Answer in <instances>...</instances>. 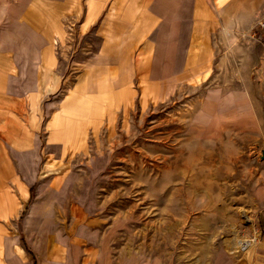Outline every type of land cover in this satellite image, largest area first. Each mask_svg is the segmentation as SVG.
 <instances>
[{
  "label": "rangeland",
  "instance_id": "rangeland-1",
  "mask_svg": "<svg viewBox=\"0 0 264 264\" xmlns=\"http://www.w3.org/2000/svg\"><path fill=\"white\" fill-rule=\"evenodd\" d=\"M72 1L48 2L33 13L32 22L22 26L23 34L31 33L34 39L30 34L25 36L27 40L22 36L31 42L23 41L29 52L34 53V48L38 52L37 60L29 58L25 75L29 78L30 74L41 86L31 99L9 101V106L2 104L8 113L0 115V121L6 125L2 124L1 134H8L12 125L16 129L27 125L30 140L37 142L38 171L29 186L30 198L12 226L0 218V243L3 237L17 233L29 264H42L29 242L34 229L45 235L47 249L58 258L52 264L68 263L62 259L64 255H57L60 238L74 239L62 231L58 221L55 196L62 179L57 173L42 178L41 172L51 157L55 158L56 166L66 161L69 154L63 148L62 129L65 127L66 131L67 118L75 114L71 110L76 105V95L85 91L90 64L100 49L106 48L108 32L104 25L108 13L101 14L92 28L84 27L78 23V15L70 11L75 8ZM150 1L129 0L128 6L134 3L139 5L138 10L139 7L145 10ZM197 5L195 21L187 28V34L178 39L181 27L175 28L176 44L182 39L184 46L182 54L173 56L172 61L166 59L164 41V51L160 52L163 68L157 74L153 70L154 42L147 34L141 35L142 28L126 27L129 22L139 26V20H145L144 12L112 14L113 26L122 27L112 29L117 39L107 38L111 42L108 53L117 57L113 54L114 45L123 31L129 36L120 35V40L126 42L125 46L134 45L127 51L128 56L133 53V61L140 62H135L133 70L121 71L116 63L109 64L116 74L132 79L135 94L128 115L124 113V105L119 104L114 116L112 109L108 110L111 103L98 94L93 106L105 107L104 100L105 113L99 124L88 128L89 147L95 134L102 133L106 140L108 131V135L114 133L111 138L116 137L104 144L108 149L106 167L96 178L90 177L98 182L92 215L102 217L98 229H108L109 264L122 259L146 264H186L191 258L193 262L200 260L202 255L209 260L223 256L233 259L226 248V241L233 236L232 226L242 236L253 235L246 213L252 217L254 228L261 232L257 245L264 243V29H256L264 16V0H227L221 8L216 0H198ZM56 15H60L59 25L65 26L67 33L62 44L53 46L52 20ZM50 48L56 54V64L49 62ZM9 49L0 51L2 79L15 76L20 68L17 64L22 62L15 58L14 47ZM178 58L182 63L179 70L175 64ZM192 61L194 71L190 68L188 71ZM194 73L204 75L197 86L191 83ZM140 84L149 93L145 105ZM210 90L219 92L224 102L222 111L224 108L226 113L233 110L228 102L239 100L238 95L240 100L243 96L250 103L248 111L239 109L246 119L241 118L238 126H225L223 135L216 139L200 137L193 124L194 113ZM152 91L156 92L155 102L150 95ZM10 157L22 182L17 156L10 152ZM72 168L81 176L85 172L81 163H74ZM86 177L88 180L89 175ZM105 200L108 203L102 211ZM29 224L33 227L31 231H27ZM100 238L97 236L89 243L94 244ZM79 255L74 264L84 261L78 259Z\"/></svg>",
  "mask_w": 264,
  "mask_h": 264
},
{
  "label": "bare ground",
  "instance_id": "bare-ground-1",
  "mask_svg": "<svg viewBox=\"0 0 264 264\" xmlns=\"http://www.w3.org/2000/svg\"><path fill=\"white\" fill-rule=\"evenodd\" d=\"M170 1L171 0H155L156 7L158 9H155L157 16L166 14H162L160 11H162V9H166L168 5L170 6ZM226 2L227 0H216V4L220 8L224 7ZM93 8V5L89 6V12L86 16V24L94 21L99 13H93ZM153 10L154 8L151 5L149 7V4L145 6L146 13H144V16H147V18H145L144 21L139 20L142 22L140 25L143 31L141 32V35L147 34L151 35L152 39L157 38L158 40H161L163 35L167 33L163 29V23H159L158 28L156 27L155 29H153L152 26L148 24L149 14L150 12L154 13ZM4 11L5 5H3V7L0 9V14L2 15ZM167 16L170 17L169 13H167L165 17ZM170 19H173V16ZM52 21L55 25L54 38L52 41V45L54 46L59 42L62 44L67 33V28H65V26L59 25L61 22L60 15H56ZM137 26L138 25H132L133 28H138ZM106 30L108 32V28ZM171 33L174 34V30H171ZM183 33L184 31L181 29L180 34ZM107 38L108 34L106 35V40L104 42L106 48L100 49V53L95 55L96 60L90 64V73L87 76V82L84 88L85 91L82 93V95L78 94L75 97L76 105L72 106L74 107L72 110L70 109L73 113L75 112V114L74 116L72 115V117L67 118L66 131L65 127L62 129L63 131L61 134L63 148L64 151L69 155L66 161L58 166L54 164L55 158H49L43 165L41 172L42 178L47 177L49 174L57 173L62 179L59 192H57L55 196V199L58 203L57 207L59 208L58 221L62 231L70 236H73L74 239L60 238L57 255L59 254L58 257L60 254L64 255L62 259L67 261L69 264H74L77 254L79 255V253L82 252V244L84 243L83 240L85 237H88L87 241L89 240L90 237L88 234H91L89 232L90 227L94 225L99 226L101 223L99 218L96 219L92 215L93 210L96 209L95 191L98 182L97 179H90V177L94 176L96 178V175L100 174V172L104 170L106 163H108V149L104 147V144L108 143V139L116 138H111L113 137L114 133L108 135V131L106 140H104L102 133L99 135L95 134L94 137H92L93 145L89 147L88 128L91 124H99L101 122L100 120L104 116L106 108L105 101L111 103L112 107H108V110L110 111L112 109L114 116V113L117 111L116 107H119V104L124 105V113L126 116L128 115L129 109L133 107V96L135 91L132 87L131 77L129 75V77L122 75V73L119 75L116 74V71L113 70L114 66L109 64L113 62L116 63V66L119 67L120 71L126 68L133 70L135 62L140 61H133V53H131L129 57L127 51L134 45H130L129 43L127 46H125V41H120L119 36L118 43L114 45L115 52H117L116 56L118 58L110 59L108 57ZM115 38V36H109V40H114ZM10 42L11 38L9 35H4L2 43L5 45V48L8 49L14 47V54L18 55V59L22 62L17 64L20 66V68L18 69L19 71L16 72L15 76H10L8 78L6 77V79H2L0 77V98H2L0 99V106H2L0 107L1 117L8 113V111H4V109H2L4 108L2 104H7V106H9L11 103H16L18 100L24 98L31 99L34 93H36L38 88L41 86L34 77L28 78L25 75L29 58L31 57L37 60V49L34 48V53H31L29 52V48L26 43L13 44ZM51 48L48 52L49 62L56 64V54ZM183 48L184 46L181 39L178 44L175 43L171 45L169 50L170 56L173 57L176 54L181 55L182 50H184ZM160 50H162L161 44L156 43V51L158 52ZM160 64V60L155 59L154 67H156V69H160ZM175 64L177 66V70L181 69L182 63H180L179 58L176 60ZM190 64L191 67L189 66ZM140 66H142V64ZM189 68L191 71H194L193 61L192 63L188 64V69ZM188 69H186V72L190 71V69ZM153 76H156V74H153ZM193 77L195 78L191 79L193 86L204 79V75L201 73H194ZM153 85L156 86L157 84ZM140 86L143 88V85L141 84L138 88H140ZM108 89L111 90L108 92ZM155 93V91L150 93L154 102L157 101ZM98 94L104 96L105 101L103 100V104L105 107L102 106V104L93 106V99L97 97ZM148 94L149 93H147V90L143 88V105H145L149 100L147 96ZM161 97L162 101H164L166 99V94ZM199 106L200 107L198 110H196L197 112L194 113L193 124H196V129L194 131L197 132L200 137H213V139L223 135L225 129L224 127L226 126V120H228L229 117L226 119L224 115H221V97L219 92H212L211 90L207 92ZM222 112H226L224 108ZM224 114L227 115L226 113ZM95 120H98V122L95 123ZM26 121L27 120L24 121V124H26ZM2 124L5 125V123L0 121V129L4 130V126ZM29 133L30 130L27 129V125L22 126L21 129H16L15 125H12V127H9L8 134L0 133V139H2V141L0 140V218H3L4 223L7 226L13 225V221L17 219L19 211L28 202L30 198L29 186L34 183L38 171V164L36 161L38 156L37 142L36 139L31 141V138L30 140ZM51 140L52 139L50 137L48 142L50 143ZM10 152L17 156L23 175L22 182L14 172ZM74 163H81V165L84 167L85 172L83 173V171H81V173H83L82 176L81 174L73 171L72 166ZM88 175L89 179L87 180L85 178H87L86 176ZM100 181L102 182L104 179ZM77 193L79 194L77 195ZM107 203L108 200H105L100 210L103 209L102 211H105V205H107ZM246 221L251 225L253 235L242 236L239 234V229L233 225V236L226 241L227 251L232 255L233 258L236 259H239L241 256L254 248L261 238V232L254 228L253 219L247 213ZM53 224L56 226L55 222ZM32 228V224H29L27 231H31ZM32 233V236L30 235L29 237V242L33 249L38 253L41 263L51 264L45 235L40 234L35 229L32 231ZM72 249L74 255H72ZM0 264H29L26 260V257L23 255L17 233H13L11 237L6 236L2 238L0 243Z\"/></svg>",
  "mask_w": 264,
  "mask_h": 264
},
{
  "label": "crops",
  "instance_id": "crops-1",
  "mask_svg": "<svg viewBox=\"0 0 264 264\" xmlns=\"http://www.w3.org/2000/svg\"><path fill=\"white\" fill-rule=\"evenodd\" d=\"M65 0H0V9L5 5V11L1 15L0 14V51L3 50H8L5 48V45L2 43L4 39V35L8 34L9 37L11 38V42L13 44H19V43H26L30 42L29 40L26 41V35L30 34V37L33 39V36L31 33L28 32H22L21 28L24 26V23H29L33 21V13H38L40 10L38 8H42L44 5H48V2H56L57 4H64ZM128 1L129 0H73V5H75V8L71 9L70 11L76 13L78 23H82L84 27H93L95 24L94 22L99 21L101 14L103 13H108V18L105 21L104 27L108 28V38L109 36H114L112 33L113 28H118L122 27L119 25H114V20H113V15L112 14H122V13H135V12H141L143 11L144 13L145 10H143L142 7L134 6L135 4L133 3L132 5L129 4L128 6ZM198 0H171L169 2L170 6L168 5L166 9H162V14L164 13H169L170 17L166 16V14L157 16V12H155L156 7V2L155 0H151L149 3L150 5L154 8L153 12L149 14V19H148V24L152 25V28L155 29L156 27L158 28L159 23H163V29L165 30V33L161 40H158L157 38L152 39L151 35H148L149 38L152 39L154 43V60H161L162 53L160 52L164 51V41L167 44L166 49V59L169 61H172L173 58L170 56V48L172 44H175L177 41V33L175 32V28L177 26H180L181 29L184 31L183 34L179 35V38L185 34H187V28H191L193 26V23L196 18V13L197 9H199V6L197 5ZM127 3V4H126ZM93 5V13L99 12L98 15L96 16V19L92 21L89 24H86V16L89 12V6ZM156 8H155V7ZM158 10V9H157ZM134 11V12H133ZM63 13V12H61ZM83 15V16H82ZM179 15V16H178ZM173 16V19H170ZM147 18V16H145ZM176 18V19H175ZM32 19V21L30 20ZM81 19H83L81 21ZM147 22V21H146ZM127 23V22H126ZM130 25L126 24V27L128 28H133L132 25H134L132 22H129ZM132 23V24H131ZM136 23V22H135ZM141 25V21H139ZM138 23V24H139ZM137 26L138 28H141V26ZM27 26V25H26ZM171 30H174V34L171 33ZM180 33V32H179ZM23 34V35H22ZM124 36L125 32H120L117 36ZM22 36H24L23 39ZM125 36H129L125 35ZM26 42H23V41ZM34 40V39H33ZM122 41V40H120ZM38 42V41H37ZM31 43V42H30ZM110 44L111 42L108 41ZM118 43V42H117ZM126 43V42H125ZM156 43L161 44L162 50L156 51ZM10 50V49H9ZM6 52V51H3ZM114 55L117 54V52L113 53ZM128 54V53H127ZM160 54V55H159ZM157 56V57H156ZM108 57L110 59H117V57H112L108 53ZM15 58L18 59V55H15ZM29 66V62L27 64ZM154 66V64H153ZM27 68V66H26ZM162 65L160 64V69H156L154 67V71L157 74L160 72L162 69ZM31 77V75L29 74ZM29 77V78H30ZM239 100L235 98L232 101H229L228 105L232 107V111L226 113L221 111V115L228 119L226 120V126H238L239 122L242 121L241 118H245V114L239 113V109H249L250 108V103L248 100H243V96L241 97L242 100H240V95ZM224 102L221 101V106L220 108L222 109V105ZM248 111V110H247ZM226 113L227 115H225ZM94 217V216H93ZM96 218V217H94ZM100 221L102 220V217H98ZM97 219V218H96ZM99 226H102V221ZM97 225L91 226L89 232L91 234H88L90 237L89 240L87 241L88 237H85L83 240L84 243L82 244V252L79 253L80 255L78 256L79 260H84L81 264H109L108 260V229H98L99 227ZM100 236L101 240L96 241L94 244H90L89 241H94V238ZM54 238V242H55ZM86 240V241H85ZM50 251V250H49ZM218 252V250H217ZM87 253L89 256L88 257H83L82 254ZM50 259L54 260L51 261V264L53 262H58L56 261V257L52 256V253L49 252ZM55 258V259H54ZM69 264V263H66ZM114 264H146L145 262L138 261H129L128 259H122L119 263H114ZM149 264V263H148ZM155 264V263H154ZM157 264V263H156ZM186 264H264V243L260 245H256L254 248H252L250 251H248L246 254L241 256L239 259L233 258V259H226L225 256L223 257H218V258H213L212 260H209L208 256L202 255L200 257V260L194 261L193 258L189 259V261Z\"/></svg>",
  "mask_w": 264,
  "mask_h": 264
},
{
  "label": "built area",
  "instance_id": "built-area-1",
  "mask_svg": "<svg viewBox=\"0 0 264 264\" xmlns=\"http://www.w3.org/2000/svg\"><path fill=\"white\" fill-rule=\"evenodd\" d=\"M256 29L260 31V29H264V16L261 18L260 21H258V25L256 26ZM256 33V31H255Z\"/></svg>",
  "mask_w": 264,
  "mask_h": 264
}]
</instances>
